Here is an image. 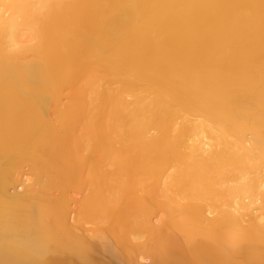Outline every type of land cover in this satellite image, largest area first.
I'll use <instances>...</instances> for the list:
<instances>
[{"label": "bare ground", "instance_id": "obj_1", "mask_svg": "<svg viewBox=\"0 0 264 264\" xmlns=\"http://www.w3.org/2000/svg\"><path fill=\"white\" fill-rule=\"evenodd\" d=\"M0 264H264V0H0Z\"/></svg>", "mask_w": 264, "mask_h": 264}]
</instances>
